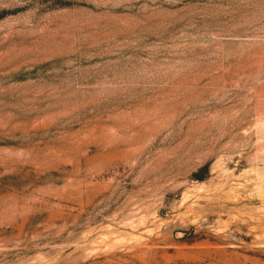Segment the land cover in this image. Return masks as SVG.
<instances>
[{
    "label": "rangeland",
    "instance_id": "rangeland-1",
    "mask_svg": "<svg viewBox=\"0 0 264 264\" xmlns=\"http://www.w3.org/2000/svg\"><path fill=\"white\" fill-rule=\"evenodd\" d=\"M0 264H264V0H0Z\"/></svg>",
    "mask_w": 264,
    "mask_h": 264
}]
</instances>
